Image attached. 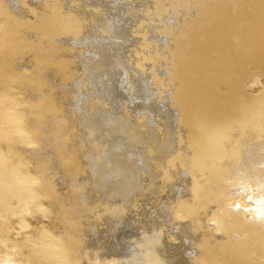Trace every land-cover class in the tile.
<instances>
[{"label": "bare ground", "instance_id": "bare-ground-1", "mask_svg": "<svg viewBox=\"0 0 264 264\" xmlns=\"http://www.w3.org/2000/svg\"><path fill=\"white\" fill-rule=\"evenodd\" d=\"M253 73L264 0H0V264H264Z\"/></svg>", "mask_w": 264, "mask_h": 264}, {"label": "rangeland", "instance_id": "rangeland-1", "mask_svg": "<svg viewBox=\"0 0 264 264\" xmlns=\"http://www.w3.org/2000/svg\"><path fill=\"white\" fill-rule=\"evenodd\" d=\"M258 75L259 74H257V73H253L250 75V78L247 79V85L246 86H247V89L249 92H256L259 89L264 87V85H261V80H259L260 77H257ZM24 104H26V103L24 101H21L20 105H24ZM244 196H246V197H244ZM244 199H246V200H244ZM235 200L236 201L239 200V202H241L242 204H251L252 203L249 196L244 195V194L239 196V198H237ZM9 216H10V221H9L8 228H6V230H4V232H3L4 234H2V238L5 237V239H2L0 241V254H1L0 256L7 255L9 253L8 250H10V248H12V247H10L12 241L15 240L20 235V233L22 231L24 232L27 229L25 218H24V216L20 210H18L16 214L10 212ZM6 244H8V245H6Z\"/></svg>", "mask_w": 264, "mask_h": 264}]
</instances>
